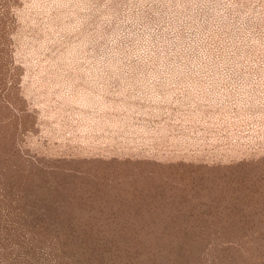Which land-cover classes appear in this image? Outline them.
<instances>
[{"label": "rangeland", "instance_id": "1", "mask_svg": "<svg viewBox=\"0 0 264 264\" xmlns=\"http://www.w3.org/2000/svg\"><path fill=\"white\" fill-rule=\"evenodd\" d=\"M0 264H264V0H0Z\"/></svg>", "mask_w": 264, "mask_h": 264}]
</instances>
